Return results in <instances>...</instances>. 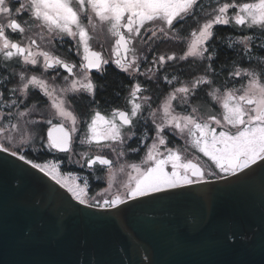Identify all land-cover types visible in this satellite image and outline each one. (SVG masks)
Masks as SVG:
<instances>
[{
	"label": "snow or ice",
	"instance_id": "snow-or-ice-1",
	"mask_svg": "<svg viewBox=\"0 0 264 264\" xmlns=\"http://www.w3.org/2000/svg\"><path fill=\"white\" fill-rule=\"evenodd\" d=\"M217 26L251 34L233 39ZM102 34L112 39L110 57L102 43L100 50L92 46ZM66 37L74 42L66 51L78 62L55 49ZM164 42L180 43L182 51L160 52ZM217 43L235 58L219 61ZM110 62L130 82L113 90L119 96L126 89L125 107L105 113L96 93L107 85L93 70L103 75ZM161 80L166 91L159 90ZM81 95L91 107L83 120L72 99ZM36 141L81 169L106 171L108 186L89 196L88 179L81 184L80 176L62 172V160L27 158L26 146ZM142 149L140 163L127 161ZM0 153L42 173L78 205L104 211L264 170V0H0ZM116 172L128 176L120 187ZM209 220L228 249L252 241L257 231L264 244V218L251 234L243 219L219 216L214 206ZM25 239L33 240L30 230ZM78 244L86 248L88 241Z\"/></svg>",
	"mask_w": 264,
	"mask_h": 264
},
{
	"label": "water",
	"instance_id": "water-1",
	"mask_svg": "<svg viewBox=\"0 0 264 264\" xmlns=\"http://www.w3.org/2000/svg\"><path fill=\"white\" fill-rule=\"evenodd\" d=\"M180 192L110 211L90 209L42 173L0 153V264H264L258 231L252 241L228 249L209 220L214 206L219 216L243 219L249 234L258 229L264 170ZM29 230L31 242L25 239Z\"/></svg>",
	"mask_w": 264,
	"mask_h": 264
},
{
	"label": "flooded vegetation",
	"instance_id": "flooded-vegetation-1",
	"mask_svg": "<svg viewBox=\"0 0 264 264\" xmlns=\"http://www.w3.org/2000/svg\"><path fill=\"white\" fill-rule=\"evenodd\" d=\"M208 0H205V3H207ZM222 30V31H220ZM216 31L218 33H220L222 36L223 35H228L231 36L233 39L239 37L240 35L243 34H251L248 32L247 29L241 30L239 28L233 29L231 27L228 26H217ZM65 40L67 41L65 44L61 45L59 43L56 44L55 49L57 50L58 54L64 55V56H68L73 62H78L79 61V57L75 55V53H71L69 54L66 50L68 48L72 47V44L74 42H71L70 38H65ZM103 44V51L106 57H110L111 56V45H112V39L110 37H108L106 34H102L99 38V42H97L96 39H94L92 41V46L94 49L96 50H100V44ZM217 47L219 48L220 52L222 51L225 55L228 56H234L235 57V53L233 52V50L227 48L226 46H223L219 43H217ZM237 49L240 46H236ZM183 45L180 43H176V42H164V43H160L158 45V50L160 52H164V51H175L178 54L182 51ZM142 70H143V66H142ZM61 75H64L66 73L63 72V70H60ZM108 74H111V76H113L115 79H117L118 84H127L130 82V78L127 74L122 73L119 69H117L115 67L114 64H112L111 62L106 66V71L104 72L103 75H100L99 73H96L95 70H93V78L96 81L102 82L104 84H111V82H105V79L107 77ZM161 75H163V73H161ZM169 75H171V73H169ZM141 80H143V77H140ZM57 82L59 83V78L57 80ZM154 88L156 87L155 84L152 85ZM168 88V86L163 82V80H161L159 82V90L160 91H166ZM127 95L126 89L121 88L120 89V94L119 96H114V97H110L108 98L107 96L104 95V91H100L97 90L96 93V99L97 101H99V107L103 112H108L110 111L112 108L114 107H125V97ZM34 97L38 100H40L42 103H46V98H44L39 92L34 93ZM73 110L74 112L80 117L81 120H83L84 118H86L88 116V114L91 111V107L89 105V98L87 97V95H81L79 97H73ZM155 107V104L153 105ZM179 110V109H178ZM41 133H44V135L46 134V128L47 126H41ZM80 129L81 132L76 134L77 139L79 138L80 134L83 132L84 129V125L83 123L80 124ZM170 140H172V138L170 137ZM151 141H149L150 143ZM176 144L179 145H183V141L180 140L179 138H176L174 141H172ZM130 144H132V146H135V138L133 139V141H129ZM169 146H172L171 143ZM76 151H82L83 149L81 148V146H79V144L77 143L76 145H74ZM34 152H39L43 154V158L45 161L48 160H62L63 163L61 164V170L62 172H64L65 174L68 173H72L74 176L78 175L81 177V180L78 181L82 184L83 178H87L89 181V191L88 194L89 196H96L98 192H101L104 188H106L108 186V179H107V172L106 171H96V172H92L88 169H81L79 167V165L75 164V163H68L67 159H66V154L64 153H59V152H48L46 149H44L42 146H38L37 150ZM189 155H192V150H189ZM201 157V160L203 161H207L206 157H203L202 154H199ZM144 156V150L142 149L139 153H129L128 156L126 157L127 161L129 163H140L141 159ZM75 159H79V157H75ZM43 161V162H45ZM208 163H211L210 161ZM214 167V166H213ZM129 171L126 169V172ZM97 177H100L99 179H97ZM128 179V176L126 175V173H120V172H116L115 173V186L116 187H120L122 185V183L126 182ZM122 190V189H121ZM99 198V197H97Z\"/></svg>",
	"mask_w": 264,
	"mask_h": 264
},
{
	"label": "trees",
	"instance_id": "trees-1",
	"mask_svg": "<svg viewBox=\"0 0 264 264\" xmlns=\"http://www.w3.org/2000/svg\"><path fill=\"white\" fill-rule=\"evenodd\" d=\"M222 31V30H220ZM232 59V58H235L234 56H228V55H225L222 51L220 52V56H219V61H224L225 59ZM111 82V84H106L107 85V88L106 90L104 91V95L107 96L108 98L110 97H114L115 94H114V89L117 87L118 85V82H117V79H115L113 76H111V74H108L106 79H105V82ZM117 96V95H116ZM26 155H27V158L29 159H33L34 161L36 162H43L45 161L44 158H43V154L42 153H39V152H34L32 150H27L26 151Z\"/></svg>",
	"mask_w": 264,
	"mask_h": 264
},
{
	"label": "rangeland",
	"instance_id": "rangeland-1",
	"mask_svg": "<svg viewBox=\"0 0 264 264\" xmlns=\"http://www.w3.org/2000/svg\"><path fill=\"white\" fill-rule=\"evenodd\" d=\"M42 129V127H41ZM41 135H44V133H41ZM38 146H41V144L39 143V141H36L34 144L26 146L27 150H32V151H36Z\"/></svg>",
	"mask_w": 264,
	"mask_h": 264
}]
</instances>
